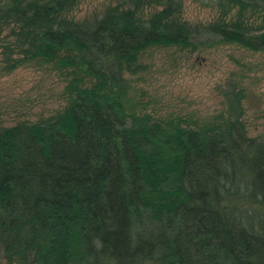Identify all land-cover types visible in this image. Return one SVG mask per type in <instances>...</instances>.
<instances>
[{
	"label": "trees",
	"instance_id": "16d2710c",
	"mask_svg": "<svg viewBox=\"0 0 264 264\" xmlns=\"http://www.w3.org/2000/svg\"><path fill=\"white\" fill-rule=\"evenodd\" d=\"M79 1L0 0V33H22L11 66L57 56L93 79L54 118L0 129V250L19 264H264V140L238 117L198 129L123 102L142 50L192 45L181 0H119L95 24L71 15ZM205 1L235 8L224 41L264 50V0Z\"/></svg>",
	"mask_w": 264,
	"mask_h": 264
},
{
	"label": "rangeland",
	"instance_id": "374dc122",
	"mask_svg": "<svg viewBox=\"0 0 264 264\" xmlns=\"http://www.w3.org/2000/svg\"><path fill=\"white\" fill-rule=\"evenodd\" d=\"M118 2L80 0L70 13L95 24ZM156 7L150 2L144 11ZM234 9L226 15L215 3L181 0L180 18L192 30V45H152L142 50L136 64L124 73L126 109L198 129L222 116L238 117L248 135L264 140V50L224 41L216 31L224 17L234 16ZM11 28L7 24L0 33V129L54 118L69 104L77 78L80 84L93 81L76 66L59 63L57 56L11 66L23 55L18 47L21 31ZM0 264L19 263L0 250Z\"/></svg>",
	"mask_w": 264,
	"mask_h": 264
}]
</instances>
